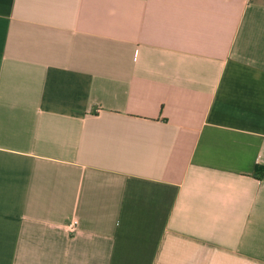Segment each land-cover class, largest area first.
Listing matches in <instances>:
<instances>
[{
    "label": "crops",
    "instance_id": "obj_1",
    "mask_svg": "<svg viewBox=\"0 0 264 264\" xmlns=\"http://www.w3.org/2000/svg\"><path fill=\"white\" fill-rule=\"evenodd\" d=\"M257 165L264 0H0V264H264Z\"/></svg>",
    "mask_w": 264,
    "mask_h": 264
},
{
    "label": "built area",
    "instance_id": "obj_2",
    "mask_svg": "<svg viewBox=\"0 0 264 264\" xmlns=\"http://www.w3.org/2000/svg\"><path fill=\"white\" fill-rule=\"evenodd\" d=\"M66 226L69 230H74L77 226V219H73Z\"/></svg>",
    "mask_w": 264,
    "mask_h": 264
},
{
    "label": "trees",
    "instance_id": "obj_3",
    "mask_svg": "<svg viewBox=\"0 0 264 264\" xmlns=\"http://www.w3.org/2000/svg\"><path fill=\"white\" fill-rule=\"evenodd\" d=\"M257 170L259 171V172H261V174H264V167H262V166H258L257 165Z\"/></svg>",
    "mask_w": 264,
    "mask_h": 264
}]
</instances>
